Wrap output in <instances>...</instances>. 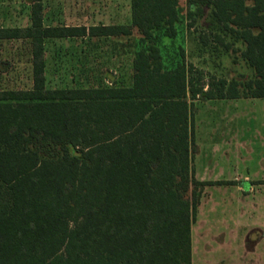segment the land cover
<instances>
[{
	"label": "trees",
	"instance_id": "16d2710c",
	"mask_svg": "<svg viewBox=\"0 0 264 264\" xmlns=\"http://www.w3.org/2000/svg\"><path fill=\"white\" fill-rule=\"evenodd\" d=\"M180 1L131 0L130 25L87 28L46 27L42 0H27L31 26L0 28V42H29L33 75L29 90L0 91V264H192V224L214 185L191 175L194 101L264 99V0H186L190 28L211 11L202 46L253 70L207 90L184 54L167 69L157 44L178 36ZM134 31L130 87L48 89L47 40Z\"/></svg>",
	"mask_w": 264,
	"mask_h": 264
},
{
	"label": "rangeland",
	"instance_id": "374dc122",
	"mask_svg": "<svg viewBox=\"0 0 264 264\" xmlns=\"http://www.w3.org/2000/svg\"><path fill=\"white\" fill-rule=\"evenodd\" d=\"M180 2L182 12L178 36L169 39L160 34L157 40L166 68H175L183 61L184 54L185 63L194 71L195 79H199L196 82L205 90L212 78L231 81L253 77V70L240 53L212 44L202 46L201 37L213 28L211 11L206 10L191 30L186 0ZM45 8L47 25H109L128 22L131 0H45ZM30 11L27 0H0V26L26 27L30 23ZM141 38L134 31L130 37L48 43V89L99 85L130 87L133 84V61L142 46ZM235 48L242 49L240 45ZM56 56L61 60L57 61ZM198 72L203 73L202 79ZM32 87L29 42H0V91L29 90ZM194 106L195 148L190 164L193 178L206 183L236 178L245 185L248 176L252 182H260L255 184L256 192L251 193L248 190L251 183L246 184L245 193L217 184L205 187L196 225L192 224L195 231L192 243L194 263L228 264L226 257L236 246L235 253L241 249L239 255L244 254L249 264H257L263 258L255 255V244L250 241L258 243L264 234L250 229L244 235L238 224L246 218H253L264 225V99H198ZM243 203L253 208L257 205V208L239 210ZM244 236L249 239L245 252L240 248ZM261 250L259 252L264 253Z\"/></svg>",
	"mask_w": 264,
	"mask_h": 264
},
{
	"label": "crops",
	"instance_id": "0c3cea01",
	"mask_svg": "<svg viewBox=\"0 0 264 264\" xmlns=\"http://www.w3.org/2000/svg\"><path fill=\"white\" fill-rule=\"evenodd\" d=\"M42 5H43V11H44V26L46 27H87V28H90V27H93V26H110V25H130L131 22H132V7H131V11H130V17L128 19V22L126 23H121V22H117L116 24H109V25H106V24H102V25H93V26H68V25H47L46 24V17H45V14H46V8H45V0H42ZM31 6V5H30ZM30 23L26 26V27H30L31 26V11H30ZM26 27H5V26H0V28H26ZM191 30H193V28H191ZM76 39H81V40H92V39H98V40H101V39H111V38H88V37H80V38H61V39H49L46 41V45H45V48H46V54H47V45L48 43L50 42H56V41H67V40H76ZM1 42H4V41H1ZM10 42V41H8ZM13 42V41H12ZM30 45V44H29ZM30 50H31V46H30ZM58 56V55H57ZM55 57V58H58L57 61L61 60L60 57ZM31 60H32V56H31ZM45 60L47 61V58L45 56ZM224 101V100H222ZM245 182V185L244 184H240L241 181H238L236 178L234 180H231V181H224V182H215V184H217V186H229V188H236L237 192L239 193H245V189H247V185L248 183H251L249 185V192H256V185L255 184H259L260 182H257V181H254L252 182V180L247 176L244 180ZM200 182V181H199ZM208 183H213V182H208ZM219 183H223V184H219ZM212 185V186H214ZM260 187V186H259ZM254 208H257V205H255ZM254 208L252 206H250L249 204L247 203H243L240 205L239 207V210H244V211H252L254 210ZM241 219V218H240ZM196 222L195 221L193 223V226L196 225ZM242 224H238L239 228H241L243 230V234L245 235L246 233H248L250 231V229L253 231H257V234H260V235H263L264 234V225L261 223V222H257V221H254L253 218H246L244 219L243 221H240ZM192 226V232H191V237H192V243H193V238H194V234H195V231H194V227ZM208 232H210L209 230H207ZM245 231V232H244ZM209 234V233H208ZM200 235H203V233H201ZM259 236V235H258ZM246 236L243 237V239H241L242 242V245L240 246V248L243 249V251L245 252L244 249H246L248 246V242H249V239L245 238ZM259 242L257 243V241H250V244L253 243L255 244V247H254V251H255V255L260 256V258H263L262 261H259L258 263L259 264H264V253H260L259 251L262 249L264 250V235L261 236V238H259ZM235 247L234 246L233 248L230 249V252L228 253V256L226 258H228V260L226 261L228 264H249L247 261H246V257H243L244 254H242L243 252H240V254L242 255H239L238 254V251L241 250V249H238L237 250V253H235ZM252 249V248H251ZM261 250V251H262ZM229 258H232L233 260L229 259ZM231 260V261H230ZM225 264V262H223ZM257 263V264H258ZM192 264H195L194 263V256H193V253H192Z\"/></svg>",
	"mask_w": 264,
	"mask_h": 264
}]
</instances>
